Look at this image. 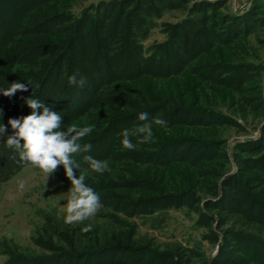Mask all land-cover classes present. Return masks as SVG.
Here are the masks:
<instances>
[{
  "label": "trees",
  "instance_id": "1",
  "mask_svg": "<svg viewBox=\"0 0 264 264\" xmlns=\"http://www.w3.org/2000/svg\"><path fill=\"white\" fill-rule=\"evenodd\" d=\"M54 1L58 0H0V88L17 81L40 85L28 86V91H18L11 98L0 94V110L15 117L16 109L8 104L19 101L23 113L30 115L32 110L24 101L31 96L54 112L77 106L94 108L91 117L104 127L93 140L81 143L97 149L95 159L117 163L123 158L127 163L125 169L119 163V174L95 172L85 180L99 194L103 205L99 211L116 231L100 235L95 229L87 233L75 227L59 229L48 220L44 223L46 240H33L46 255L10 252L2 264L263 262L264 240L226 225L234 220L264 229V198L259 195L264 187V88L256 85L242 99L263 119L257 136L236 142L230 155L222 140L188 136L153 137L155 143H138L131 135L136 149L126 150L122 137L115 133L133 132L140 123V112L161 116L167 121L162 127L166 129L238 126L214 110L187 106L181 97L161 99L144 89L142 78L166 80L188 73L240 95L248 92L243 86L263 68L241 60L218 61L211 52L216 45L231 44L250 34L256 23L263 26L264 18L258 17L263 13L254 9L239 16L223 15L207 1L97 0L74 15L53 5ZM174 10L184 11L185 17L174 24L158 23L163 14ZM156 28H161L165 39L145 48L143 43ZM74 74L86 83L69 85ZM137 83L140 89L128 90ZM227 156L235 164L234 171H225ZM0 158L1 183L18 167L16 160ZM176 164L187 166L196 183L187 182L167 192L137 169ZM182 208L195 215L193 227L204 230L200 242L215 247L212 256L196 248L159 251L134 242L135 225L127 220ZM53 237L58 245L52 243Z\"/></svg>",
  "mask_w": 264,
  "mask_h": 264
},
{
  "label": "rangeland",
  "instance_id": "2",
  "mask_svg": "<svg viewBox=\"0 0 264 264\" xmlns=\"http://www.w3.org/2000/svg\"><path fill=\"white\" fill-rule=\"evenodd\" d=\"M97 0H66L54 1L53 5L63 7L64 10L77 15L80 9ZM207 1L217 6L216 12L223 15L239 16L247 11L259 9L258 17L264 18V0H192ZM185 17L182 10H174L163 14L158 23L174 24ZM161 29V28H160ZM158 28L151 31L149 38L143 43L144 47L162 42L166 35ZM214 59L222 62H250L261 66L262 72L258 77L243 86L248 92L240 95L226 88L215 86L212 82H204L198 78V75L188 73L182 76H175L170 79H150L142 78L146 83L144 89L153 91L161 99H172L177 101L182 98L187 106H193L214 110L220 115L231 118L238 126L212 125L207 127H174L171 129L162 128L153 125V137L172 138L178 136H188L201 139H218L224 142L227 155L231 153V147L239 141L254 139L258 133V127L263 119L258 115L259 112H252L243 103V97H246L251 90L257 85L259 89L264 88V25H256L252 28L251 33L242 36L231 44L216 45L211 52ZM199 75H202L199 73ZM138 83L128 87L130 91H136ZM8 106L15 108L17 115L12 117L3 113L0 123L7 127L4 137L0 138V157H12L14 152L9 149L5 142L7 136L13 134V130L8 125L11 118H19L27 116L23 113L22 104L14 101ZM2 109V108H1ZM96 109V108H95ZM3 112V111H2ZM94 108L87 106H77L73 110L66 109L59 111L62 116V123L65 126L77 125H94L93 132L86 136L84 140H93L103 125L97 124L92 117ZM38 113H42L39 111ZM66 130V129H65ZM119 131V130H118ZM133 131V130H132ZM120 135L121 132H115ZM133 132H130V136ZM155 138L150 141L155 143ZM21 143H23L21 141ZM117 146V144H116ZM136 149V148H135ZM97 149L91 147V151L87 153H79L74 155V159L81 164V168L85 169V176L88 178L95 172L88 169V165L83 162L84 155L93 157ZM228 157V156H227ZM99 160V158L97 159ZM225 164L226 172L235 170V164L229 156ZM1 161V158H0ZM18 161V157L16 159ZM107 161L108 169L106 170L111 176L120 173L119 163L126 161L123 158L119 162L114 163ZM122 161V162H121ZM114 163V164H113ZM222 163V162H219ZM1 164V163H0ZM122 165V164H121ZM18 167V168H17ZM136 168V166H134ZM15 172L0 183V264H2L7 254L17 252L25 255H46L47 252L41 250L34 244L35 239L46 240L44 233V223L51 221L56 224L59 229L64 227L80 228L91 225L100 235L110 234L116 231L111 222L102 216L100 211L84 221L82 224L65 223V212L63 206L67 203L65 200L66 192L70 189L71 183L67 179L63 166H59L57 170L50 176H46L40 169L19 162L15 165ZM138 171L144 176L152 178L153 181L162 187L164 191H174L182 187L184 183H196L189 176V168L182 164L170 165L167 167H158L152 165H140ZM79 175V170L76 173ZM21 185L23 187L21 188ZM260 197L264 198V187L260 188ZM195 215L186 209H169L164 211H156L153 214L142 218L127 220L128 223L135 225L136 244H143L159 251H169L176 247L184 249H198L205 256L209 257L215 253V247L205 242H200V234L204 232L202 229H195L193 222ZM226 227H234L248 234L258 236L264 240V229L253 224H242L230 220ZM52 243L58 245L59 242L53 237ZM200 242V243H199ZM260 259L259 261H262ZM263 262H250L249 264H262Z\"/></svg>",
  "mask_w": 264,
  "mask_h": 264
},
{
  "label": "clouds",
  "instance_id": "3",
  "mask_svg": "<svg viewBox=\"0 0 264 264\" xmlns=\"http://www.w3.org/2000/svg\"><path fill=\"white\" fill-rule=\"evenodd\" d=\"M69 85L79 84L83 86L86 83L84 78L77 80L74 74L68 79ZM28 86L33 89L39 88V84H33L28 81L25 85L20 82H13L7 88H0V94L11 98L18 91H28ZM25 104L32 110L30 115L11 118L8 125L13 130V134L7 136L5 142L14 154L10 157L21 164H28L40 169L46 176L52 175L59 166H63L65 175L71 183L70 189L66 192L65 200L67 203L63 206L65 212V223L82 224L95 216L103 207L100 202L99 194L86 183L85 169L73 157L75 154L87 153L91 151V144H82L81 141L94 130V125L77 126L75 124L65 126L62 123V116L51 111L43 105L38 99L32 96L25 99ZM42 109V113L38 110ZM3 112L0 110V119ZM140 122L135 126L133 135L138 143H148L153 138V125L164 127L167 121L161 116L150 117L147 112H140L137 116ZM66 129V130H65ZM7 127L0 123V138L4 137ZM120 136L121 145L126 150H133L135 144L130 137V131L124 129ZM21 141L23 143H21ZM83 162L88 165L92 172L103 173L108 169L107 161H99L90 155L83 156ZM79 170V175L77 172ZM23 185H21V188ZM87 233L92 230L89 224L81 229Z\"/></svg>",
  "mask_w": 264,
  "mask_h": 264
}]
</instances>
